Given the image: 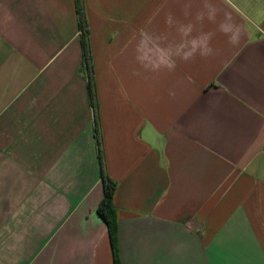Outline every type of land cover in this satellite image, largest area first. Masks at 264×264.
Masks as SVG:
<instances>
[{
  "label": "crops",
  "instance_id": "obj_1",
  "mask_svg": "<svg viewBox=\"0 0 264 264\" xmlns=\"http://www.w3.org/2000/svg\"><path fill=\"white\" fill-rule=\"evenodd\" d=\"M83 1L119 264H264V0ZM101 199L75 0H0V264H114Z\"/></svg>",
  "mask_w": 264,
  "mask_h": 264
},
{
  "label": "trees",
  "instance_id": "obj_2",
  "mask_svg": "<svg viewBox=\"0 0 264 264\" xmlns=\"http://www.w3.org/2000/svg\"><path fill=\"white\" fill-rule=\"evenodd\" d=\"M75 6L77 16V27L79 30V42L81 48V71L86 78L88 98L93 110V136L96 144L97 159L100 165V181L103 186V199H101L97 211L108 225V231L110 234L111 245L113 250L114 264H119L114 241L115 209L112 205V197L116 188V183H114L105 172L101 127L98 114L99 106L95 90L93 60L89 39L90 32L87 16L85 14L84 9V1L75 0Z\"/></svg>",
  "mask_w": 264,
  "mask_h": 264
},
{
  "label": "clouds",
  "instance_id": "obj_3",
  "mask_svg": "<svg viewBox=\"0 0 264 264\" xmlns=\"http://www.w3.org/2000/svg\"><path fill=\"white\" fill-rule=\"evenodd\" d=\"M209 18L211 19L212 16L210 15ZM181 30H183V29H181ZM220 30H221L223 33H225V34H229V33L231 32V28H230V26L227 25V24H221V25H220ZM230 40H234V37H230ZM198 47H199V45L197 44V42L194 41V42L192 43V50L186 52L182 58L185 59V60H188V59L192 58V56L194 55V53H195V51L197 50ZM207 51L210 52L211 50L208 49ZM201 54H202V55H203V54H207V52H203V51H202ZM168 67H169V70H172V69H174L175 65H174V63H173V64L168 65Z\"/></svg>",
  "mask_w": 264,
  "mask_h": 264
},
{
  "label": "rangeland",
  "instance_id": "obj_4",
  "mask_svg": "<svg viewBox=\"0 0 264 264\" xmlns=\"http://www.w3.org/2000/svg\"><path fill=\"white\" fill-rule=\"evenodd\" d=\"M227 1H229L231 3V0H227ZM232 1H235V0H232Z\"/></svg>",
  "mask_w": 264,
  "mask_h": 264
}]
</instances>
